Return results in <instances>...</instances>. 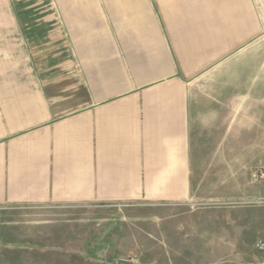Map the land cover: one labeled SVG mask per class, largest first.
<instances>
[{
	"label": "crops",
	"instance_id": "crops-1",
	"mask_svg": "<svg viewBox=\"0 0 264 264\" xmlns=\"http://www.w3.org/2000/svg\"><path fill=\"white\" fill-rule=\"evenodd\" d=\"M260 200L264 0H0V207H93L111 264L151 226L259 264Z\"/></svg>",
	"mask_w": 264,
	"mask_h": 264
},
{
	"label": "rangeland",
	"instance_id": "rangeland-1",
	"mask_svg": "<svg viewBox=\"0 0 264 264\" xmlns=\"http://www.w3.org/2000/svg\"><path fill=\"white\" fill-rule=\"evenodd\" d=\"M262 203L264 204V200L252 204L258 206ZM93 209L91 206L58 204L0 207V264L110 263L106 258L101 260V257H96L97 248L91 245L92 234H99L101 230L106 231L111 228L103 227L102 224L96 225L95 222L90 221L96 214L92 211ZM117 214L118 212L115 211L107 217L116 218ZM124 227L126 226H120V236L124 234ZM126 228H129V231L133 230V225ZM149 228V238L145 242L146 248H143L145 260L143 264H177L174 263L178 258L177 251L172 248L171 242L168 240L159 242L161 236L153 230V226ZM102 234L104 235L105 232ZM83 240L85 243L82 250L74 248L81 243L75 242ZM120 240L115 241L114 245L122 244ZM86 243H88L87 246H85ZM122 250L124 252L116 256L117 264H141L139 250ZM183 251L180 256H184L187 260L185 264H198L208 259L218 260V257H215L216 254L209 257L203 254V250ZM227 255L229 259L234 257V254L229 251Z\"/></svg>",
	"mask_w": 264,
	"mask_h": 264
},
{
	"label": "built area",
	"instance_id": "built-area-1",
	"mask_svg": "<svg viewBox=\"0 0 264 264\" xmlns=\"http://www.w3.org/2000/svg\"><path fill=\"white\" fill-rule=\"evenodd\" d=\"M255 247L262 253V258L259 264H264V238L255 241Z\"/></svg>",
	"mask_w": 264,
	"mask_h": 264
}]
</instances>
